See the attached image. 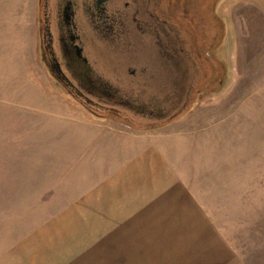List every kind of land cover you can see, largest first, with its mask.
Instances as JSON below:
<instances>
[{"label": "rangeland", "instance_id": "rangeland-1", "mask_svg": "<svg viewBox=\"0 0 264 264\" xmlns=\"http://www.w3.org/2000/svg\"><path fill=\"white\" fill-rule=\"evenodd\" d=\"M38 4L0 20V264H264V0H221L224 83L152 129L59 91ZM153 146L184 190L135 215L99 187Z\"/></svg>", "mask_w": 264, "mask_h": 264}, {"label": "flooded vegetation", "instance_id": "flooded-vegetation-1", "mask_svg": "<svg viewBox=\"0 0 264 264\" xmlns=\"http://www.w3.org/2000/svg\"><path fill=\"white\" fill-rule=\"evenodd\" d=\"M38 5L41 66L60 92L92 115L132 128L162 127L205 87L218 93L228 75L221 0H39Z\"/></svg>", "mask_w": 264, "mask_h": 264}, {"label": "crops", "instance_id": "crops-1", "mask_svg": "<svg viewBox=\"0 0 264 264\" xmlns=\"http://www.w3.org/2000/svg\"><path fill=\"white\" fill-rule=\"evenodd\" d=\"M25 3L27 0H0V20H11L13 14L22 12L21 8ZM14 7H17L16 13ZM161 151L159 147L153 146L137 154L132 163H126L123 169L110 178L108 183H102L99 189L106 191L111 199L116 196L117 202L120 198L124 199L122 206L129 204L135 210V215H155L158 205L167 204L168 201L165 200L179 196L184 190L181 182V179L184 181L183 177L180 178L178 169L165 157L163 148ZM180 173L181 176L184 175L182 171ZM167 197L169 198L163 199ZM141 209L143 212H140Z\"/></svg>", "mask_w": 264, "mask_h": 264}, {"label": "trees", "instance_id": "trees-1", "mask_svg": "<svg viewBox=\"0 0 264 264\" xmlns=\"http://www.w3.org/2000/svg\"><path fill=\"white\" fill-rule=\"evenodd\" d=\"M94 116H96L98 118H105V116H98V115H94Z\"/></svg>", "mask_w": 264, "mask_h": 264}, {"label": "water", "instance_id": "water-1", "mask_svg": "<svg viewBox=\"0 0 264 264\" xmlns=\"http://www.w3.org/2000/svg\"><path fill=\"white\" fill-rule=\"evenodd\" d=\"M174 118H176V117H174ZM174 118H173V119H174Z\"/></svg>", "mask_w": 264, "mask_h": 264}]
</instances>
